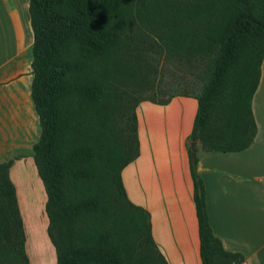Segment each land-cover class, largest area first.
Listing matches in <instances>:
<instances>
[{
	"label": "trees",
	"instance_id": "obj_1",
	"mask_svg": "<svg viewBox=\"0 0 264 264\" xmlns=\"http://www.w3.org/2000/svg\"><path fill=\"white\" fill-rule=\"evenodd\" d=\"M28 11L31 99L40 125L32 157L56 263L126 264L120 239L104 223L111 203L94 186L100 188V165L112 202L125 211L120 224L135 233L149 264H167L152 239L150 214L128 199L121 170L139 154L137 104H165L176 95L197 100L188 160L201 264H222V256L227 264L241 263L243 256L225 250L211 230L190 142L204 152H239L253 142L264 0H29ZM128 60L133 71L147 63L151 82L121 89ZM166 61L178 64L183 83L191 78L201 85L199 93L157 99L154 93L163 91L155 87L144 95L145 85H161L155 77H162ZM11 163L0 162V264H28ZM83 212L93 214L85 236Z\"/></svg>",
	"mask_w": 264,
	"mask_h": 264
},
{
	"label": "crops",
	"instance_id": "obj_2",
	"mask_svg": "<svg viewBox=\"0 0 264 264\" xmlns=\"http://www.w3.org/2000/svg\"><path fill=\"white\" fill-rule=\"evenodd\" d=\"M28 5L29 0H0V162L12 160L9 177L28 264L39 259L57 264L49 237H44V249L31 252L30 237L48 224L46 195L37 170L29 180L18 167L26 162L35 166L32 146L40 135L31 99L33 34ZM251 110L256 124L253 142L239 152H204L197 143V170L213 234L225 250L243 256L240 264H264V57ZM196 111L192 96L176 95L165 104L139 102V154L121 170L128 199L150 214L152 239L167 264H201L188 160Z\"/></svg>",
	"mask_w": 264,
	"mask_h": 264
},
{
	"label": "rangeland",
	"instance_id": "obj_3",
	"mask_svg": "<svg viewBox=\"0 0 264 264\" xmlns=\"http://www.w3.org/2000/svg\"><path fill=\"white\" fill-rule=\"evenodd\" d=\"M162 64V63H161ZM160 64V65H161ZM157 66V69L159 66ZM121 69L123 71V80H121L119 83H117L118 86H120L121 89L126 87H131L133 85H139V84H148L152 80L151 74H149V71L147 70V63L145 66H143L140 70H132L130 61H126L121 65ZM162 77L159 78L155 77L156 84L161 85H145V91L143 92L144 95H148L151 93L152 89L155 87H162L161 93L155 92L154 95L157 99L162 98L163 96H166L168 94H190L194 95L199 93L200 86L201 85H193L191 78H188L184 83L182 82L181 76H182V70L178 67V64L176 62L166 61V63L163 64V68L161 70ZM200 151L202 148L199 146ZM96 172L95 180L98 181L99 187H97V184L95 183L94 186L98 188L99 191H102L104 199L107 202L111 203V209L108 211L107 219L104 221L105 225L110 226L112 230L115 232L116 237L118 240L120 239V245L124 249V255L126 259V264H149L148 258L146 257L145 253L141 250L138 239L135 233L125 226V224H120V217L121 214H124V210L120 209L119 206H116L115 203L112 202L111 199V189L112 185L109 182V180H106L107 175L104 171V168L100 169ZM20 169V172H22L24 175L29 177L28 179L31 180L34 178V173L36 172L35 166H30L29 162H26L24 164H21L18 166ZM116 172L114 173V175ZM130 211V209H128ZM45 213V210H44ZM46 215V213H45ZM93 218V214L83 212V236L87 233L86 226L91 223V220ZM40 219V217H38ZM47 225V224H46ZM127 230V231H126ZM47 227L42 226L40 231L38 233H35L30 237L29 244H32V251L34 252L36 249H39L42 247L44 249V237L45 239H48L47 236ZM35 240V241H34ZM37 246V247H36ZM35 253V252H34ZM221 255V254H220ZM40 253L37 255L39 258ZM222 256V255H221ZM222 258H224L222 256ZM222 258H220V262L222 264H227L226 261H224ZM225 259V258H224ZM37 264H43L42 260L39 259L37 261ZM240 264V263H237Z\"/></svg>",
	"mask_w": 264,
	"mask_h": 264
},
{
	"label": "water",
	"instance_id": "obj_4",
	"mask_svg": "<svg viewBox=\"0 0 264 264\" xmlns=\"http://www.w3.org/2000/svg\"><path fill=\"white\" fill-rule=\"evenodd\" d=\"M196 147H197L196 141L190 142V155L193 159L196 158Z\"/></svg>",
	"mask_w": 264,
	"mask_h": 264
}]
</instances>
